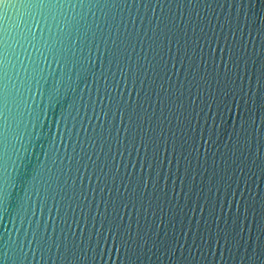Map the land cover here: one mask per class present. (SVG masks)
Returning <instances> with one entry per match:
<instances>
[{
    "label": "water",
    "instance_id": "water-1",
    "mask_svg": "<svg viewBox=\"0 0 264 264\" xmlns=\"http://www.w3.org/2000/svg\"><path fill=\"white\" fill-rule=\"evenodd\" d=\"M0 264H264V0H0Z\"/></svg>",
    "mask_w": 264,
    "mask_h": 264
}]
</instances>
